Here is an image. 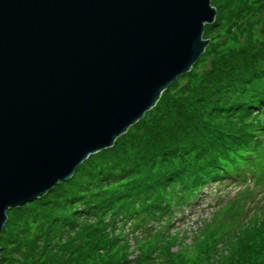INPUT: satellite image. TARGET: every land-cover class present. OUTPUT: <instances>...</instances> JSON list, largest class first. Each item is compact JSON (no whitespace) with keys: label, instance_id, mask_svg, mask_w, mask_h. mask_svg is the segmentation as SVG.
Instances as JSON below:
<instances>
[{"label":"rangeland","instance_id":"rangeland-1","mask_svg":"<svg viewBox=\"0 0 264 264\" xmlns=\"http://www.w3.org/2000/svg\"><path fill=\"white\" fill-rule=\"evenodd\" d=\"M211 6L215 18L202 34L207 46L191 69L112 147L6 212L0 264H264V202L256 206L264 190L251 200L242 229L221 233L232 220L239 223L241 207L228 209L233 201L241 205L239 192L248 189L241 183L211 186L220 195H199L170 233L158 219L148 222L155 226L149 231L135 225L146 201L167 198L225 146L249 151L239 140L253 125L250 111H258L251 104L264 95V0H212ZM219 237L225 242L215 251L210 247Z\"/></svg>","mask_w":264,"mask_h":264},{"label":"water","instance_id":"water-1","mask_svg":"<svg viewBox=\"0 0 264 264\" xmlns=\"http://www.w3.org/2000/svg\"><path fill=\"white\" fill-rule=\"evenodd\" d=\"M212 0H0V232L202 55Z\"/></svg>","mask_w":264,"mask_h":264},{"label":"trees","instance_id":"trees-1","mask_svg":"<svg viewBox=\"0 0 264 264\" xmlns=\"http://www.w3.org/2000/svg\"><path fill=\"white\" fill-rule=\"evenodd\" d=\"M262 86H264V84ZM261 97L263 99H261ZM255 102L257 103L251 104V107H254L253 109H257L258 111H256V115L255 112L250 111L249 115H252L251 119L249 115L247 118V121L251 120L253 125L250 127L249 133L246 134L244 130V135L239 140V142L243 143V145L245 146L244 151L249 150L248 152H250L251 148L253 147L254 138L257 135L264 136V134H262L264 133V95H260V97L256 99ZM253 116H257L258 120L256 117ZM172 141L173 143L177 144L176 138ZM232 143H234L233 145H235V141ZM256 145L259 146L260 142L256 141ZM241 154H238L237 151H233L229 145L225 146L223 149H221V153L218 154V156H213L211 158V163L208 162L210 164L202 167H197L193 174H190L189 176H187V178L182 181H178L177 184L172 186L171 189L168 191L170 192V195L167 198H165L166 194H162L156 199L153 198L146 201L145 205L140 209V211H138L141 213L138 214L139 218L137 221H135V225L137 226L138 224L136 229L140 227L143 231H145L147 228L149 231L155 226L154 224H152L151 227V225H148V222L151 220L156 221L157 219L159 220V223H162L164 221V224H162V228L164 229L170 223V220L173 216V212L177 210L180 205L189 203L198 192H201L205 183L212 181H222L227 178L230 174L233 175V173L238 170V166H236V164H242L243 160H246L245 157L250 156V153H247V155L243 156H241ZM256 156L259 159L263 158L259 155ZM233 207H235V210L239 208L238 206H236L235 201L232 202L228 209L230 213L233 211ZM223 214L224 218L220 219V221H225L224 219L227 218V213L224 212ZM231 218H235V215L231 214ZM242 224L243 223L237 224L236 220H232V222L230 223V228L223 230L221 233L225 236L228 234L229 231L233 232L235 230H238L240 227V229H242ZM2 232L3 230L0 233ZM177 240H179V238H177ZM224 242L225 239L219 237L217 241L213 244V246H211L210 248L216 251L217 249H219V246Z\"/></svg>","mask_w":264,"mask_h":264},{"label":"bare ground","instance_id":"bare-ground-1","mask_svg":"<svg viewBox=\"0 0 264 264\" xmlns=\"http://www.w3.org/2000/svg\"><path fill=\"white\" fill-rule=\"evenodd\" d=\"M83 163V162H82Z\"/></svg>","mask_w":264,"mask_h":264}]
</instances>
